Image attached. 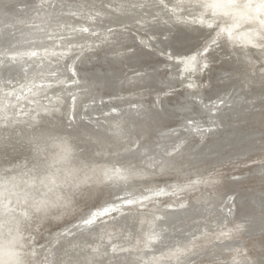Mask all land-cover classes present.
<instances>
[{"label": "bare ground", "instance_id": "6f19581e", "mask_svg": "<svg viewBox=\"0 0 264 264\" xmlns=\"http://www.w3.org/2000/svg\"><path fill=\"white\" fill-rule=\"evenodd\" d=\"M159 1L0 0V264H264V0Z\"/></svg>", "mask_w": 264, "mask_h": 264}, {"label": "rangeland", "instance_id": "374dc122", "mask_svg": "<svg viewBox=\"0 0 264 264\" xmlns=\"http://www.w3.org/2000/svg\"><path fill=\"white\" fill-rule=\"evenodd\" d=\"M155 3H157V0L155 1V0H153ZM159 1V0H158ZM23 2H25V3H23L21 6H18V9H22V10H24V8L26 7L25 5H27V3H26V1H23ZM160 2V6H161V4H162V6H166L165 4H164V2L162 1V0H160L159 1ZM162 2V3H161ZM92 4V5H91ZM80 6V8H81V10L82 11H86V12H79V14L78 15H75V13H71V14H68V15H70L73 19H75L74 20V23L72 24V25H69V26H71V27H76V28H78V29H82V28H84V29H88V30H90L91 32H93V30H97V28H98V31H99V27H102V28H105V27H107V26H109L110 24L109 23H107V22H104L103 20H100L101 22H99V21H97V20H95V19H99L100 17H98V15L100 14V13H106L107 15H111V13H108V12H106V11H102L100 8H98V7H96V5L95 4H93V3H85V2H83L82 4H80L79 5ZM169 7H167V10H169L168 9ZM195 8H192V10H194ZM89 10V11H88ZM101 10V11H100ZM68 13H70V12H68ZM181 15V14H180ZM100 16V15H99ZM76 17V18H75ZM187 16H183L182 15V18H186ZM188 19H191V18H189V17H187ZM187 18H186V20H187ZM101 19V18H100ZM4 20V19H3ZM97 21V22H96ZM188 21H190V20H188ZM99 22V23H98ZM101 24V25H100ZM2 25V23H0V26ZM88 25H90V26H88ZM104 26V27H103ZM126 27L128 26V25H125ZM116 27V26H115ZM235 27V28H234ZM232 26L231 24L230 25H227V26H225V27H223V34H225L224 36H225V38L224 39H226L227 40V38L228 37H230V36H232V37H237V34H243L244 35V33H245V28H244V26L243 25H240V24H237L236 26ZM218 28V27H217ZM240 28V29H239ZM219 29L221 30V28H218L217 30L215 29L213 32H214V34L215 35H217L220 31H219ZM229 29V30H228ZM244 29V30H243ZM255 30V29H254ZM253 29H252V31H254ZM218 32V33H217ZM237 33L236 35H234L233 36V34L234 33ZM232 34V35H231ZM241 36V35H240ZM208 40L209 39H207V41H204L203 42V44L200 46V48L199 49H196V52H195V55L193 54L192 56H190L189 58L187 57H184L183 59H182V62H183V60H185L184 62H185V64H186V72L188 73V87H199L200 86V84L202 83V81H201V79L200 78H198V79H194L193 77H194V75H192V73H194V69L195 68H197V67H199L198 65H199V63H198V59L199 58H201V55H202V52H203V50H201V48H203V47H206L207 45H208ZM235 40V39H234ZM207 44V45H206ZM264 44V43H263ZM63 45H57V44H55L54 45V50L55 51H53V53H55L56 55L55 56H58V58L60 57V55H62L63 54ZM199 50H201V51H199ZM198 52V53H197ZM175 57H172L171 59H174ZM76 59H77V57L76 56H72L71 58H70V63H73L74 61H76ZM176 59V58H175ZM72 60V61H71ZM203 61H205V60H203ZM30 65L28 66L29 67V69L30 68H32V67H38V66H40L39 65V63L37 62V61H33V62H30L29 63ZM194 64H195V66H194ZM70 67H72V65H69V68ZM71 69V68H70ZM188 69V70H187ZM262 70H264V67L262 68ZM190 75V76H189ZM58 76V74L57 73H50L49 75H48V77H50V78H54V77H57ZM73 76H75L74 75V73H73V75H71L70 76V80H72L73 78H75V77H73ZM195 81V82H194ZM19 82V81H18ZM198 82V83H197ZM53 82H51V84H52ZM200 83V84H199ZM184 86H186V84H184ZM202 86V85H201ZM24 92V91H23ZM75 92H77L76 91V89H73L72 90V92L70 93V95H72V94H74ZM25 93V92H24ZM54 96L55 95H53L52 93H49V94H45L42 98L44 99V101L46 102V103H51V101L54 99ZM18 110H20V109H18ZM79 177V178H78ZM88 178H86L85 179V176H81V174H79V176H78V174H74V175H69L68 177L67 176H65L62 180H60L59 182H58V185H65V187L69 184V183H72V182H75V185H80V187L81 186H83V185H85L86 183L85 182H87L88 180H87ZM77 183V184H76ZM79 183V184H78ZM62 197H63V199L65 200L66 199V196H65V193L64 194H62ZM154 202H155V200H154ZM135 207V206H137V204L135 205H132V207ZM131 206H124L123 207V209H127V210H129V209H131L132 208ZM133 207V208H134ZM245 226V225H244Z\"/></svg>", "mask_w": 264, "mask_h": 264}]
</instances>
